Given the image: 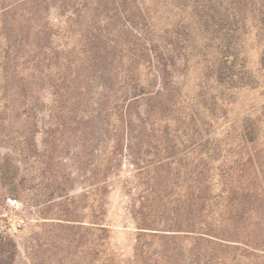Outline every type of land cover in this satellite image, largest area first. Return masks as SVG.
<instances>
[{
  "label": "rangeland",
  "instance_id": "374dc122",
  "mask_svg": "<svg viewBox=\"0 0 264 264\" xmlns=\"http://www.w3.org/2000/svg\"><path fill=\"white\" fill-rule=\"evenodd\" d=\"M63 2L52 5L49 0V23L60 25L55 17ZM148 3L159 15L167 10L159 8L158 0ZM198 3L209 8L212 2ZM191 6L187 10L170 7L174 31L182 32V26L190 24ZM166 19L165 15L163 23ZM113 33L107 32L108 40L124 41L125 35ZM247 37L245 52L232 58L237 63L233 72L245 76L244 84L237 75L228 83H220L215 74L208 76L205 65L203 72L204 59L197 56L191 65L185 58L179 59L170 83L172 102L169 98L164 102L159 94L153 100L156 115H165L170 122L156 124L154 130L139 121L144 100L129 104L122 93L115 97L113 109L109 108L110 91L105 85L110 76L100 71L92 73L93 90L89 104L79 110L80 123L73 115L66 124L51 126L54 96L48 84L38 89L41 103L35 118L8 111V122L0 129L6 136L0 140V264L10 263L12 255L13 264H264V248L255 250L243 243L264 244V218L254 214L233 217L226 197L219 202L213 199L208 206L212 212L203 215L198 196L201 182L195 178L201 168L197 167L203 154L200 144L205 145L208 132H215L218 139L226 137L224 143H236L237 131L250 113L260 119L264 130V29L251 28ZM216 47L211 49L217 51ZM237 48L232 45L233 51L240 52ZM160 85L159 79L151 90L161 92ZM180 90L187 102H177ZM191 108L195 118L189 115ZM184 109L187 119L176 120ZM127 113L136 122L126 131L123 152L112 158L108 139L113 133L115 141L118 120ZM217 142L212 136L210 143ZM168 152L173 153L170 160L165 159ZM151 159L166 161L142 170ZM243 195L238 193L236 203ZM188 224L212 231H176ZM220 233L240 239L224 240Z\"/></svg>",
  "mask_w": 264,
  "mask_h": 264
},
{
  "label": "trees",
  "instance_id": "16d2710c",
  "mask_svg": "<svg viewBox=\"0 0 264 264\" xmlns=\"http://www.w3.org/2000/svg\"><path fill=\"white\" fill-rule=\"evenodd\" d=\"M58 1L52 0V5ZM131 1L133 5H129ZM149 1L64 0L55 17L56 21H60V25L56 26L48 21L51 13L49 0H0V129L8 122V111L17 110L19 115L35 118L41 103L38 89L47 84L54 96L50 109L51 126L66 124L73 115L80 123L79 110L90 102L88 95L94 84L92 73L97 71L110 76L106 85L104 82L110 91L109 108L113 109L111 105L115 97L122 93L129 104L144 100L145 111L140 114L139 121L152 130L156 124L170 122L165 115H156L158 111L154 109L153 100L163 96L161 98L166 102L172 97L169 95L170 83L171 78H175L174 69L179 59L185 58L187 65H191L196 56L204 59L203 72L206 71L205 65L210 70L208 76L215 74L220 83L231 82L228 79L236 75L241 81L245 78L240 73L235 74L233 68L239 54L245 52L248 46L247 34L251 28L257 29L258 26L259 32L264 29V0H210L209 8L200 5L199 0L183 4H171L168 0H160L163 1L160 4L158 0L159 8L167 9L162 15L153 11ZM190 6L193 9L189 14L190 24L183 25L182 32L174 31L171 28L174 17L171 18L170 7L187 10ZM165 15L168 21L163 23ZM204 25L206 29H203ZM210 25L212 30H209ZM108 31H114L113 34L118 36L125 35L124 41L118 39L111 42L107 39ZM215 44L217 51L211 49ZM233 44L240 52L232 50ZM234 56L235 61L232 60ZM261 62L264 68V48ZM105 69L108 70L106 73ZM159 79L161 92L160 89L151 90ZM182 93L180 90L177 102L188 101L186 97L183 99ZM105 111L109 112L107 106ZM191 111L189 115L195 118L194 108ZM187 116V109H184L179 111L176 120L187 119ZM247 116L237 131L239 137L236 143H224L226 137L218 139L215 132H208L205 145L200 144L203 154L197 167L201 168L195 178L201 182L198 196L202 202L200 213L205 211V216L212 212L208 206L212 205L213 199H219V202L226 197L227 210L230 215L234 214L233 217L244 218L247 214H254L260 220L264 218V130H261L260 119H254L252 113ZM135 122L136 118L130 113L119 118L121 127H117L115 141L113 133L108 139L112 145L109 148L112 151L108 153L112 158L123 152L121 143L126 131ZM225 130L231 133L228 127ZM49 134L53 135L52 130ZM3 136L0 133L1 141L6 137ZM212 136L218 141L214 145L210 143ZM171 157L173 153L168 152L165 159L170 160ZM152 160L144 163L141 169L150 170L154 164L166 161ZM217 184H221L222 188L217 189ZM96 186L100 184L96 183ZM240 192L244 194V199L236 203ZM184 228L176 231L206 234L212 231L204 225L197 228L196 224H188ZM220 235L219 238L224 240L240 239L234 234ZM243 243L255 250L264 248L260 242L252 244L247 240ZM12 246L16 248L15 243ZM10 258L8 264H13L15 256Z\"/></svg>",
  "mask_w": 264,
  "mask_h": 264
}]
</instances>
